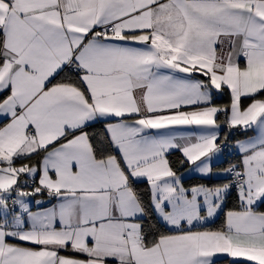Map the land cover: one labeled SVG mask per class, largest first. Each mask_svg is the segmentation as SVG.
<instances>
[{
    "label": "snow or ice",
    "instance_id": "1",
    "mask_svg": "<svg viewBox=\"0 0 264 264\" xmlns=\"http://www.w3.org/2000/svg\"><path fill=\"white\" fill-rule=\"evenodd\" d=\"M221 258L264 264V0H0V264Z\"/></svg>",
    "mask_w": 264,
    "mask_h": 264
},
{
    "label": "trees",
    "instance_id": "2",
    "mask_svg": "<svg viewBox=\"0 0 264 264\" xmlns=\"http://www.w3.org/2000/svg\"><path fill=\"white\" fill-rule=\"evenodd\" d=\"M214 103L226 104L227 98H226V96L225 97L223 96V98H220V99L214 98ZM96 130L99 131V126L97 127ZM238 135H239V130H233L231 138H229L228 148H227V150L224 151V154H223L224 160L220 164L213 166L214 169L215 168H222V169L227 168L230 163H232L238 159V157L235 155V152L232 149V143H233V141H235V139L238 137ZM179 155H180L179 153L174 154L172 156V159L173 160L178 159ZM182 170H184V169H182ZM185 183L186 184L214 185L216 183V181L212 180V179H208V178L191 177L189 179H186ZM234 204H235V195L233 194V196L231 198H229V200L227 201V208H231ZM223 222H224V215H223V213H221V214H219L218 218L214 221V223L209 224L208 227L213 228V229L219 228ZM223 263L227 264V261H224Z\"/></svg>",
    "mask_w": 264,
    "mask_h": 264
},
{
    "label": "crops",
    "instance_id": "3",
    "mask_svg": "<svg viewBox=\"0 0 264 264\" xmlns=\"http://www.w3.org/2000/svg\"><path fill=\"white\" fill-rule=\"evenodd\" d=\"M223 96H224V97L226 96V98H227V103H226V104H228V103L230 102V97H229L227 94H225V95H223ZM223 96H217V97H215V98H216V99H220V98H223ZM245 103H247V101H246ZM216 104H218V105H226V104H224V103H222V104H220V103H216ZM221 119H222V117H221ZM246 135H247V136H251V135H254V133L251 132V131H249L247 134H244V133H242L241 131H239V135H238V137L235 139V141H236V140H242V139H245V138H246ZM235 141H233V143H232V149H233L234 152H235V149H234L233 145H234ZM223 160H224V156H223V155L220 156V158H219L218 160H215V159H214L213 166L220 164ZM214 170H215L217 173H219L220 170H222V168H215ZM182 171H184V170H182ZM191 177H199V178H202V177L199 176V175H195V174H191V173H186V179H189V178H191ZM205 178L215 180L216 183H215L214 185H218V184H222V183L226 182V181H225V178H224L222 175H219V174H217V175H213V176L210 177V178H209V177H205ZM217 218H218V217H217ZM217 218H215V220H216ZM224 261H227V260H225V259H223V258L218 259V260H217V264H226V263H223Z\"/></svg>",
    "mask_w": 264,
    "mask_h": 264
},
{
    "label": "built area",
    "instance_id": "4",
    "mask_svg": "<svg viewBox=\"0 0 264 264\" xmlns=\"http://www.w3.org/2000/svg\"><path fill=\"white\" fill-rule=\"evenodd\" d=\"M222 119H223V117H222ZM232 135V134H231ZM231 135H230V137L229 138H231ZM228 145H229V140H228ZM228 148V147H227ZM227 148L225 149V150H227Z\"/></svg>",
    "mask_w": 264,
    "mask_h": 264
}]
</instances>
